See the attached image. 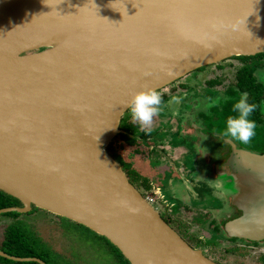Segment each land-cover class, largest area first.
Returning <instances> with one entry per match:
<instances>
[{
    "label": "water",
    "instance_id": "water-1",
    "mask_svg": "<svg viewBox=\"0 0 264 264\" xmlns=\"http://www.w3.org/2000/svg\"><path fill=\"white\" fill-rule=\"evenodd\" d=\"M233 21L234 31L218 26ZM259 53L264 0H0V190L21 202L0 214L38 207L66 217L130 264H218L162 217L106 147L125 133L120 121L136 92ZM230 144L225 195L237 215L224 230L264 240V153Z\"/></svg>",
    "mask_w": 264,
    "mask_h": 264
},
{
    "label": "flooded vegetation",
    "instance_id": "flooded-vegetation-1",
    "mask_svg": "<svg viewBox=\"0 0 264 264\" xmlns=\"http://www.w3.org/2000/svg\"><path fill=\"white\" fill-rule=\"evenodd\" d=\"M235 61L239 62V65L232 79L223 80L224 73L221 72L229 65H233ZM157 91L162 97V104L159 115L153 117L151 131L146 132L138 122L133 121L131 114L127 113L129 110L126 112L128 115L125 113L120 121V127L125 134L129 132L122 127L124 123H132L137 127L133 136L139 143L138 145L147 147L149 143L153 144L156 150L153 149L156 153L153 160L162 164L161 167H154L156 170L149 172L152 179L141 176L149 181V186L153 183L164 194L168 193L169 197L186 205L180 211L187 209L192 210L194 214L202 215L198 219L195 218L201 223L206 211L204 208L194 210L187 204L190 199L196 197L197 200L207 202L208 199L214 198L212 200L220 201L218 206L211 205L209 212L213 213L209 215L208 221L202 223V225L209 223L208 227H212L210 237H216L214 242L217 240L232 242L234 250L239 246L252 248L253 252L258 254L257 264H264V240L251 241L229 237L224 230V225L230 215L235 216L236 214L229 204V198L225 195L227 185H231L233 181L231 171L224 165L231 150L230 143L255 153H264V53L234 56L203 66ZM244 92L248 94L249 102L257 106L250 117L257 123L256 134L246 145L225 137L224 131L215 129L209 122L206 126L204 121L221 115L226 120L229 115H233L232 104ZM173 96L180 98L178 103L171 102ZM163 118H168L167 122H162ZM184 136L185 139L190 138L189 143H192L190 146L194 149L190 168L185 165V155L192 154V150L189 148V143H185L187 141ZM125 159L130 162L126 156ZM175 173L179 177L177 181L173 179ZM167 178L171 181L168 191L159 182ZM187 179L191 180V187L186 183ZM135 186L139 187L136 184ZM138 189L141 190L140 187ZM212 200L209 201L214 202ZM175 205L176 203L172 204V206ZM161 215L164 217L162 213ZM210 242L212 243V240ZM200 249L207 257L222 264L205 248ZM57 255L59 258L63 256Z\"/></svg>",
    "mask_w": 264,
    "mask_h": 264
},
{
    "label": "rangeland",
    "instance_id": "rangeland-1",
    "mask_svg": "<svg viewBox=\"0 0 264 264\" xmlns=\"http://www.w3.org/2000/svg\"><path fill=\"white\" fill-rule=\"evenodd\" d=\"M238 65L239 62L235 61L233 65L226 67L221 72L224 73L222 79L225 81L232 79ZM127 113L130 114V111ZM127 113L126 115H128ZM167 120L168 118H163L162 122H167ZM204 121L206 126L207 122H209V124H213L215 129L224 131L225 120L222 115L209 118V120L205 119ZM167 135L169 134L167 133ZM185 140L187 141L185 143L191 142L190 138H186ZM188 145L192 150V154H188V156L185 155V165L190 168L192 167V156L194 149L190 146L192 143H189ZM124 155L126 158H131L128 150L124 153ZM173 176L175 181L179 179L176 173ZM159 182L164 188H166L165 190L168 191L171 182L170 178L161 179ZM137 186H139L140 189L146 188L140 183H138ZM166 198L168 199L169 204L176 203V205L165 206L163 210H160V212L163 214V216H166L171 221L170 224L174 226L176 230L178 229L181 231L180 234L183 236V238L190 242L193 246L205 248L208 253H210L218 262L222 264H257L258 254L253 252L254 249L239 246V248L234 250L232 249L234 244L230 241L217 240L214 242L216 237H210V231L212 228L208 227L210 224L205 223V225H202L201 222L196 220L202 215L194 214L192 210L187 209H185V211H180L186 205L178 202L175 198L169 196H166ZM197 199L196 197L191 198L187 203L192 206L194 210L203 209L206 204L218 206L221 203L220 201L218 202L216 200V202L215 200H212L214 198H210L214 202H210V199H208V201L203 204L201 202L204 201ZM57 216L58 215L52 212L40 208L39 210L27 215L25 219L34 225L42 240L51 249H53L54 252L59 255H63L60 256V258H56L61 264H124L121 258L113 251L111 246H109L104 239L97 237L86 227L76 225L67 219ZM11 221L12 218L10 215L7 216L4 215V213L0 214V242L3 239L4 229ZM210 240H212V243Z\"/></svg>",
    "mask_w": 264,
    "mask_h": 264
},
{
    "label": "trees",
    "instance_id": "trees-1",
    "mask_svg": "<svg viewBox=\"0 0 264 264\" xmlns=\"http://www.w3.org/2000/svg\"><path fill=\"white\" fill-rule=\"evenodd\" d=\"M129 133H120L117 135L113 141L107 145L108 152L122 165L126 174L128 175L130 181L133 184H142L146 188L149 187V181L142 177L136 169L133 167L131 162L125 159V151H133V147L138 146L136 138L133 136L137 131V127L132 123H124L123 126ZM21 205V202L16 197L9 195L0 190V208L8 206ZM40 208L34 207L32 211L27 213H20L16 211L4 213V215H10L12 221L4 229L3 239L0 242V249L3 251L20 257H39L43 259L47 264H61L57 253L53 251L40 237L34 225L28 222L25 217ZM58 217V216H57ZM61 218L67 219L76 225L86 227L75 221H72L66 217L59 216ZM167 222L171 221L164 216ZM88 230L93 232L94 235L104 239L106 243L111 246L113 251L121 258L124 264H130V262L124 257L122 252L112 244L106 237L96 233L90 228L86 227ZM179 233L180 230L177 229ZM0 264H40L36 261H15L0 255Z\"/></svg>",
    "mask_w": 264,
    "mask_h": 264
},
{
    "label": "clouds",
    "instance_id": "clouds-1",
    "mask_svg": "<svg viewBox=\"0 0 264 264\" xmlns=\"http://www.w3.org/2000/svg\"><path fill=\"white\" fill-rule=\"evenodd\" d=\"M220 28L228 31L236 30L235 22L227 24L221 22ZM217 27V25H213ZM179 97L173 96L171 102L178 103ZM162 97L155 89H143L132 95L128 101V108L133 121L139 123L140 127L146 132L151 131L153 117L158 116L161 110ZM256 104L250 103L248 94L241 93L239 98L232 104V113L225 120V128L223 135L231 140L238 141L241 144H248L255 136L257 123L251 119L253 112L256 110ZM130 212H135L133 208H129Z\"/></svg>",
    "mask_w": 264,
    "mask_h": 264
},
{
    "label": "crops",
    "instance_id": "crops-1",
    "mask_svg": "<svg viewBox=\"0 0 264 264\" xmlns=\"http://www.w3.org/2000/svg\"><path fill=\"white\" fill-rule=\"evenodd\" d=\"M153 149L155 150L153 144L149 143V145L147 147H144V146H141V145H138L136 147L134 146L133 147V151L128 152V153H130L131 158L129 157L127 159L132 163L133 167L136 169V171L140 175L145 176V177L147 176L148 179H152V177L149 174V172L153 171V170H156L154 167H158L159 168L162 165V164H159V163H157L156 161L153 160L154 159L153 157L156 154V153H154ZM185 181L190 187L192 186L191 180L187 179ZM166 196L168 197L167 194H166ZM204 203H206V202H204ZM211 207H212L211 205H207V204L204 207V210L206 212H205L203 220H202L203 222H205L206 220L208 221L209 220L208 219L209 215H211L213 213L212 211L209 212Z\"/></svg>",
    "mask_w": 264,
    "mask_h": 264
},
{
    "label": "built area",
    "instance_id": "built-area-1",
    "mask_svg": "<svg viewBox=\"0 0 264 264\" xmlns=\"http://www.w3.org/2000/svg\"><path fill=\"white\" fill-rule=\"evenodd\" d=\"M141 192L145 199L152 204L158 211L163 210L165 206H169L166 195L161 191L159 187H155L153 183L144 190L141 189Z\"/></svg>",
    "mask_w": 264,
    "mask_h": 264
}]
</instances>
